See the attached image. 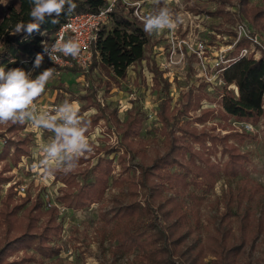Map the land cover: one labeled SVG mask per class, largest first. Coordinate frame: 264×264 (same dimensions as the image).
<instances>
[{
  "label": "trees",
  "instance_id": "16d2710c",
  "mask_svg": "<svg viewBox=\"0 0 264 264\" xmlns=\"http://www.w3.org/2000/svg\"><path fill=\"white\" fill-rule=\"evenodd\" d=\"M237 1L238 16L244 22L247 17H243L242 8H246L248 0ZM74 2L77 7L72 13H97L108 5L107 0ZM31 8L30 0H15L0 19V67L6 72L17 67L23 70L26 63H33L43 48V42L49 40L72 14L65 11L59 17H47L46 21L40 24L39 31L13 35L17 23L30 22ZM134 11L135 7L127 6L123 0H115L110 25H104L98 31V38L93 47V60L88 70L82 71L76 67L65 69L85 73L89 78L97 69L108 71L112 81L107 82L104 87L107 94L111 90V82L120 85L133 65L139 66V78L146 82L147 77L142 71L146 67L152 74L151 87L161 99L158 115L165 129L163 134L167 137V150L151 161L142 155L141 160L136 163L137 166H134L139 169V175H136V170L133 171L131 166L124 167L123 177L114 181L122 188L116 199L117 204H122L113 207L111 214L102 215L103 220L97 228L100 242L104 244L106 240L117 241L114 248L117 252L114 251L115 259L112 264H120L123 258L135 252L132 264H241V258L248 245V228L246 233L242 227L239 236L234 235L232 228H225L224 224L229 218L238 215H229L227 212L221 215L219 224L216 223V215H207L204 223L201 213L204 198L198 191L203 187H213L221 172L233 177L248 174L247 164L250 157L240 152L238 144H243L250 133L230 132L221 135L215 132L218 125L210 129H199L194 124H205L221 118L254 125L264 117V52L259 58L253 53L241 56V51L249 48L251 42L249 38L240 39L230 53L231 62L221 73L223 86L219 89L217 97L209 95L207 88L210 83L202 79L198 85H191L187 91L181 93L175 101L171 96L172 83L160 69L154 56L158 39L144 32L143 21ZM206 13L214 18L225 16V22L236 21V18L224 9ZM257 16L264 17V10ZM53 18L59 22L51 23ZM216 30L223 32L220 28ZM213 38L216 40V35H213ZM98 87L100 88V81L92 90L93 95L86 96L87 104L77 112L76 118L91 109L96 110L93 114L82 116L79 122L78 127L84 130L85 137L91 135L101 119H107L104 115L107 108L97 97ZM204 101H208L210 105L205 106ZM129 114V118L121 127L124 142L130 141L141 129L145 112L142 107L137 106L129 111ZM113 122L114 125L119 123L118 120ZM15 124L12 131H17L16 126L24 127L23 124ZM230 139H234L238 144L230 143ZM30 140V135H27L18 141L9 139L3 144L0 141V158L11 155L17 162L23 154L29 152ZM62 143V138H59L57 145ZM89 143L91 147L96 148L92 141ZM133 152V156L140 154L139 150ZM218 153H221L222 158L217 159ZM226 155L227 159L223 161ZM70 158L73 162L83 160L80 159L83 157L76 154ZM111 168L110 158L102 157L91 172L84 175L83 183L76 184V191L69 187L71 179H65L69 183V189L64 190L63 195L59 197L60 201L70 208L86 207L100 201L110 182ZM4 170L1 171L2 174ZM90 173L95 175L92 180L89 179ZM11 178L12 175L0 176V183ZM245 186L248 187V184L245 183L241 188ZM137 187H140V191ZM141 192L143 203L138 199ZM228 198L237 200L240 207L245 199L251 200L250 195L246 197L245 193L240 197L229 194ZM25 202L15 204L10 210L8 201L4 202L6 208L2 215L6 228H0V264H16L17 262H9L6 258L19 249L26 251L34 248L44 258H52L59 253V248L51 245L53 240L60 238L63 229L57 222L58 208L51 206L47 212H42L41 207L45 200L39 196L24 210L23 215L18 217L17 210L23 208ZM230 239H234V243H229Z\"/></svg>",
  "mask_w": 264,
  "mask_h": 264
},
{
  "label": "rangeland",
  "instance_id": "374dc122",
  "mask_svg": "<svg viewBox=\"0 0 264 264\" xmlns=\"http://www.w3.org/2000/svg\"><path fill=\"white\" fill-rule=\"evenodd\" d=\"M14 1L0 0V19ZM237 4V0H161L159 5L154 2L145 5L146 11L153 9V12H156L160 7H167L173 16L181 17L183 25L177 24L180 26L176 33L178 39L187 36L189 32L186 31V28H190L191 32L195 33L194 35L190 33L192 41H190L189 48L183 47L185 56L178 52L169 62L171 67L169 76L172 83L171 96L175 101L181 93L187 91L191 85H198L202 79V65L191 53L199 41L204 40L207 43L208 59L206 61L211 68L220 61L221 56L228 55L229 57L231 51L227 49V43L235 41L238 23H245L249 31V37L246 38H249L252 46L249 47L250 53L258 57L264 52V17L257 16L264 10V0H248L246 8H242L243 17L248 18L245 17L244 22L239 19ZM219 8L229 11L236 21L234 23L225 22V16H220L219 18L206 19L200 27H196V23L192 24V19H194L192 14L204 16L207 14L206 11H215ZM220 23L224 24L220 26ZM217 28L223 32L219 34ZM152 35L158 39V44L154 48V56L160 64L166 65L165 58L170 54V39L164 33L153 32ZM213 35H216L219 42L217 40L215 42ZM1 39L0 35V44ZM51 39L52 35L49 40ZM175 43L177 42L175 41ZM221 49L224 51L220 52ZM32 66L33 63H26L23 70L27 73ZM48 68L54 69L53 76L47 82L44 92L33 103L39 110L31 111L29 108L31 119H26L23 128L16 126L18 128L16 132L12 131L14 123L11 121L0 123L2 144L9 139L18 141L27 135L31 137L28 143L29 152L23 154L17 162L11 155L0 158V173L7 168L0 176H13L11 180L0 183V228H6V225H3L2 215V211L6 208L4 204L6 200L9 203L8 210L13 209L15 204L26 201L23 208L17 210V216L21 217L24 210L41 196L45 200V204L41 207L42 212H47L51 206L58 208L57 222L63 229L60 238L57 237L53 240L51 245L58 247L59 253L52 258H44L34 248H29L26 251L19 249L7 256L6 260L17 262L16 264H112L115 259L114 254L117 252L114 249L117 241L106 240L104 244H101L97 228L103 220V214H111L110 211L113 207L122 204H117L116 201L122 188L117 186L114 181L123 177L124 167L131 166L133 171L136 170V175H139V169L134 166H137L136 163L141 160L142 155H145L146 160L151 161L167 150V137L163 134L165 129L158 115L161 99L151 87L152 74L146 67L142 70L147 77L146 82H143V78H139V66L133 65L128 70L127 78L120 85L111 82L109 87L111 90L107 94H105L104 87L107 82L112 81L108 71L97 69L89 78L82 72L58 71L56 67L42 61L39 67H33L31 79H35ZM208 74L212 82L207 91L209 95L217 97L223 84L217 78L215 71ZM99 81L100 88H97V97L107 108L104 112L107 119H101L91 135L86 137L88 141L95 144L96 148L92 146L91 151L81 153L80 156L83 158L80 159L83 160L80 162L70 160V156L75 153L67 151H61L57 157H49L48 148L57 145L61 137L54 129L37 126L32 120L43 117V110L46 107L57 106L59 112L54 113L55 110H53L56 117L55 123L57 126L63 125L61 107L71 104L78 112L83 105L87 104L86 96L93 95L92 90L96 88ZM204 104L205 106L210 105L208 101H204ZM137 106L142 107L145 112L141 129L130 138V141L124 142L121 127L129 118V111ZM95 112V109H91L76 118V126L78 127L82 116ZM113 120H118L119 123L114 125ZM15 125H19V123ZM194 125L199 129L203 127V129H210L212 126L218 125L215 132L221 135L230 132L250 133L243 144H238L234 139H230V143L238 144L240 152L246 153L250 157V162L247 164L248 174L233 177L221 172L216 177L213 187H203L198 192L204 198L201 206L204 223L207 215H216L218 218L216 223L219 224L221 215L227 212L229 215H238L229 218L224 224L225 228H232L234 235L239 236L240 228L243 227L245 233L248 228V245L241 258V264H264V117L253 125V130L245 128L241 122L234 119L216 118L205 124L196 123ZM97 146L102 148H97ZM137 150L140 154L133 156V151ZM108 151L112 152L108 153ZM102 157H108L112 161L110 182L104 197L98 202L80 208H70L65 202H61L59 197L63 195L65 189H69L67 188L69 183L65 179H71L69 187L76 191V184L83 183L84 175L91 172ZM220 158L222 155L218 153L217 159ZM213 159L215 158L213 157ZM226 159L227 155L224 156L223 161ZM69 164H77V166L71 172L65 173L64 170ZM89 176L91 180L95 177L92 173ZM245 183L248 184V187L241 188ZM137 189L140 191V187ZM244 193L246 197L249 194L251 200L245 199L242 207L239 206L237 200L228 198L229 194L240 197ZM46 194L49 195L52 205H49ZM138 199L141 203L144 202L142 192ZM41 221L39 222L41 223ZM217 226L219 227V225H215V227ZM255 236L257 237L253 242ZM230 242L234 243V239H230ZM135 256L136 252L123 258L120 264H132ZM26 258L30 260H25ZM208 258L210 259V257Z\"/></svg>",
  "mask_w": 264,
  "mask_h": 264
},
{
  "label": "clouds",
  "instance_id": "9594fccd",
  "mask_svg": "<svg viewBox=\"0 0 264 264\" xmlns=\"http://www.w3.org/2000/svg\"><path fill=\"white\" fill-rule=\"evenodd\" d=\"M32 4L29 13L30 22L17 23L13 35L20 32L31 34L34 31H39L40 24L46 21L47 17H59L61 14L72 13L77 7L74 0H30ZM154 3L159 5L161 0H154ZM58 19L53 18L51 23H58ZM181 22V17L173 16L172 12L167 7H160L158 11L151 12L143 19V30L147 34L158 32L165 28L171 29L176 24ZM46 35V33H41ZM44 52L48 53L52 60L53 53L59 51L64 55L77 56L80 52V45L75 40L58 41L51 47L47 43H43ZM43 61V54L36 55L34 66L39 67ZM54 69L48 68L43 71L35 79H31L24 70L13 68L5 71L0 67V123L24 124L26 119H31L29 108L34 101L44 92L47 82L52 78ZM76 109L71 104H66L61 107V116L64 124L57 126L55 116L41 117L33 119L32 122L37 126L52 128L58 136L63 140L60 145H53L48 148L47 154L49 157H57L61 151L75 153L81 157V153L91 151V145L88 139L84 136V130L77 127ZM77 164H69L64 170L65 173L75 169Z\"/></svg>",
  "mask_w": 264,
  "mask_h": 264
},
{
  "label": "built area",
  "instance_id": "2783aa9c",
  "mask_svg": "<svg viewBox=\"0 0 264 264\" xmlns=\"http://www.w3.org/2000/svg\"><path fill=\"white\" fill-rule=\"evenodd\" d=\"M107 1H108V5L101 8L97 13L78 12V13L70 14L66 22L63 23L59 27V29L52 35V39L47 42V46L51 47L53 44H55L58 41H67L70 39L75 40L80 45V52L77 56L75 57L71 55L66 56L63 53L56 51L53 53L52 60H51L48 53L44 52L42 48V50L39 53L43 54L44 63L47 65H52L56 67L58 71H62L65 69H71L74 67L82 71H87L89 65L92 63V60H93V52H94L93 47L98 38V31L102 26L109 25L111 23V13L114 10L115 0H107ZM123 1L124 3H126L127 6L135 7L134 13L141 21H143L146 15L153 12V9L152 11L151 10L146 11L147 7L145 5L152 4L154 0H134L131 2L130 0H123ZM192 15L194 17V19H192V24L196 23V27L202 26L203 22L206 19H210L212 17L210 14H206L204 16L195 15V14H192ZM181 24L183 25V23ZM237 26H236L237 29L235 33V41L227 43L228 44L227 49L231 52L233 51L236 43L240 39L249 37V31L245 23H238ZM179 28L180 26L176 24L171 29L165 28L163 30L158 31L159 34L164 33L166 34L167 38L170 39V45H171L170 54L168 57L165 58L166 65H162L156 60L158 63V66L160 67V69H162L165 72V76L169 78V80H170L169 75L171 74V71H170L171 67H170L169 62L172 61L173 56L176 55L178 52H181L185 56L183 47L189 48L190 41H192L190 33H192L193 35L195 34L194 32H191L190 28H186V31L189 32L187 36L185 38L178 39V36L176 35V33H177V29ZM218 37H220V35H218ZM216 40L218 41L219 39L217 38ZM216 40L215 42H217ZM175 41L177 43H175ZM249 50H250L249 48L243 49L241 51V56L250 55L251 53ZM223 51L224 49H221L220 52H223ZM191 53L195 55L196 59L202 65L201 78L203 80H206L207 82L211 84L212 79L208 73L215 71L217 78L223 84V80L221 79V73L225 69V67L229 65V63L232 60V58L230 57V54H229V57L228 55H223V57L221 56L220 61H218L216 65L210 68L208 62L206 61L208 59V46L204 40H201L198 43H196V48ZM254 56L256 57L255 54ZM260 56L256 58H259ZM34 61H33V66L27 72L30 78L32 75L33 67H34ZM30 108H31V111L39 110V108L37 109L36 104L31 105ZM53 110H55L54 113L59 112L57 106L46 107L43 110L44 111L43 117L47 118L48 116H54L55 114L53 113ZM241 123L243 124L245 128L249 130H253L252 124L245 123V122H241ZM46 199L49 202V205H52L51 199L49 195L47 194H46Z\"/></svg>",
  "mask_w": 264,
  "mask_h": 264
}]
</instances>
